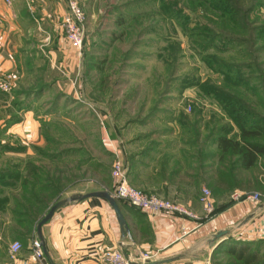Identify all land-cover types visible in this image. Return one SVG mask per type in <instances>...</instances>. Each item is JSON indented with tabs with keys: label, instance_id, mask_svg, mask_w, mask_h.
<instances>
[{
	"label": "rangeland",
	"instance_id": "1",
	"mask_svg": "<svg viewBox=\"0 0 264 264\" xmlns=\"http://www.w3.org/2000/svg\"><path fill=\"white\" fill-rule=\"evenodd\" d=\"M162 1H77L86 15L84 42L77 49L79 62L68 79L56 83L37 81L35 76L21 84L16 78L15 96L36 90L44 94L27 100L44 141L30 145L22 157V181L29 191L42 190L45 196L48 182L60 183L58 201L89 189L113 192V165L116 158L124 163L125 142L143 138L147 140L142 146L147 147L162 123L202 125L197 131L204 139L216 140L221 134L237 137L238 126L217 95L204 92L213 91L210 86L240 97L264 117V31L256 32L264 28V0L249 13L248 28L229 22L217 27L237 40L215 46L224 49L228 45L230 52L226 53L206 51L210 42L203 40L197 27V13L186 24L166 10L169 6L176 11L179 5L189 13L188 9H197L199 0H165L166 7ZM210 17L205 20L213 23ZM214 52L226 63L223 71L207 62ZM238 66H245L246 72L229 77ZM60 70L59 74H65L64 68ZM48 72L55 77L49 68ZM59 91H72L75 97L56 98ZM168 131L164 128L157 133ZM197 131L188 128V136L197 138ZM257 163L251 171L263 175V183L246 177L244 185L256 189L264 201V156ZM58 201H49L41 219ZM12 239L22 247L30 240L15 234ZM258 253L263 255L264 250Z\"/></svg>",
	"mask_w": 264,
	"mask_h": 264
},
{
	"label": "crops",
	"instance_id": "2",
	"mask_svg": "<svg viewBox=\"0 0 264 264\" xmlns=\"http://www.w3.org/2000/svg\"><path fill=\"white\" fill-rule=\"evenodd\" d=\"M68 4L69 0H0V74L15 73L21 84L34 80L35 76L37 81L56 83L68 79L79 62L78 50L67 40L62 25L69 12ZM48 68L55 77L49 76V72L45 74ZM63 68L65 74L61 73ZM71 93L59 91L56 98H74ZM5 95L7 98L0 99V105L12 107L15 91ZM18 96L28 107L20 112L21 121L12 125L8 133L14 134L13 138L27 149L8 155L25 157L30 145L44 142L32 116V103L27 100L44 94L36 90ZM201 126L162 123L153 133L156 138L147 141V147L142 146L147 140L143 138L125 142L123 146L124 166L131 185L169 199L197 217L179 213L150 215L121 202L130 229V235L125 237L108 200L94 197L76 201L58 210L43 226L53 261L106 264L100 260V254L121 248L132 260L142 252L156 254L150 264H264V254L258 253L264 250L261 249L264 248V201L255 204L246 197L232 201L236 194L257 192L244 185L246 177H255L261 184L263 175L251 168H234L231 162L235 157L222 162L218 137L204 139L202 132L197 131L202 130ZM164 128L169 131L157 133ZM188 128L195 129L198 137L190 138ZM204 188L213 195L212 215L200 200ZM97 190L101 189L76 193ZM3 220L0 221V264H33L30 240L12 257L13 235L7 230L11 219ZM222 231L230 234L215 240Z\"/></svg>",
	"mask_w": 264,
	"mask_h": 264
},
{
	"label": "trees",
	"instance_id": "3",
	"mask_svg": "<svg viewBox=\"0 0 264 264\" xmlns=\"http://www.w3.org/2000/svg\"><path fill=\"white\" fill-rule=\"evenodd\" d=\"M163 1L162 5H165L164 7L168 6ZM199 2L197 9H188L189 13L184 11L185 8L179 5L176 11L172 12L169 6L166 7V10L178 18L182 17L186 24L189 20H192V14L197 13V18L200 19L197 27L202 31L203 40L210 42V46L207 47L206 51L211 49L212 51L226 53L230 52L228 45L224 49L215 46L229 42L235 43L237 40L232 35H228L229 33H224L221 29L219 31L217 27L229 22L230 25L236 23L248 28L249 13L260 6L263 1L199 0ZM210 14L215 19L211 18ZM205 17H210L211 22H214H207ZM200 30H198L199 33H201ZM263 31V27L256 30L257 33H262ZM210 58V61H207L208 64L214 69L223 71L222 68H224L223 66L226 63L219 58L218 54L216 52L211 53ZM232 58L234 59V57ZM244 67H234L235 69L229 73V77L236 73L246 72ZM227 69L229 68L227 67ZM210 88L213 91L204 92L214 96L217 95V99L225 106V111L230 115L239 130L237 137L222 134L218 136L222 162L235 157V161L231 162V166L234 168H254L258 164V159L264 156V143L261 141L262 138L264 140V117L249 109L240 97L218 91L212 86ZM5 94L1 92V100L7 98ZM24 103L25 101H21L19 96H16L12 107L4 108L0 105V113H3L0 114V221L3 222L5 217H10L11 223L7 230L12 235L15 234L23 240L30 239L32 241L37 236V224L40 222L44 210L48 208L49 201L55 198L58 201L62 191L60 183L57 182L54 185L48 182L45 196H42V190L37 192L34 189H30L29 191L22 181L23 158L8 155L10 152H25L27 149L21 145L19 140L14 139L8 133L12 125L21 121L20 112L27 108ZM33 169L38 170V167L35 166ZM242 197H245V195H242ZM118 201L119 203L125 202L123 200Z\"/></svg>",
	"mask_w": 264,
	"mask_h": 264
},
{
	"label": "built area",
	"instance_id": "4",
	"mask_svg": "<svg viewBox=\"0 0 264 264\" xmlns=\"http://www.w3.org/2000/svg\"><path fill=\"white\" fill-rule=\"evenodd\" d=\"M69 12L63 19V28L67 40L78 50H81L84 42V26L86 24V15L76 0H69ZM15 73L0 74V91L12 93L14 90ZM113 176L115 178V189L111 194L118 200H123L130 205L141 209L142 211L155 215L161 214H182L190 217H197L195 213L185 209L181 205L172 202L169 199L161 197L154 193H149L131 185L127 179V173L124 163L120 158H116L113 165ZM247 199L258 204L262 196L258 192L244 194ZM242 197V194H236L235 199ZM208 214L214 213V200L212 193L208 188L203 189L200 198ZM22 245L20 242L12 243L10 252L15 257ZM33 264H49L46 258L41 240L36 236L31 241ZM100 260L106 264H150L155 261L156 254L142 252L135 260L127 257L121 248H112L100 254Z\"/></svg>",
	"mask_w": 264,
	"mask_h": 264
},
{
	"label": "water",
	"instance_id": "5",
	"mask_svg": "<svg viewBox=\"0 0 264 264\" xmlns=\"http://www.w3.org/2000/svg\"><path fill=\"white\" fill-rule=\"evenodd\" d=\"M94 197H98V198H103L106 199L110 202V204L113 206V208L116 211L117 217H118V221L120 223L121 226V230L123 233V236L126 237V235H130V229L128 226V223L126 221V218L124 217V214L122 212V209L120 207L119 201L118 199L113 196L111 194V192L107 191V190H97V191H92L89 193H76L73 194L69 197H66L64 199H61L60 201L56 202L55 204H53L49 211L47 212V214L40 220L38 226H37V233H38V238L41 240L42 242V246L44 248V252L46 255V258L48 260L49 264H56L53 259L51 258V255L48 251L46 242L44 240V236H43V226L48 223L56 214V212L58 210H60L61 208L65 207L66 205H69L70 203L76 202V201H84L86 199L89 198H94ZM230 234V231H222L220 233H218V235H216L215 240H218L226 235Z\"/></svg>",
	"mask_w": 264,
	"mask_h": 264
}]
</instances>
